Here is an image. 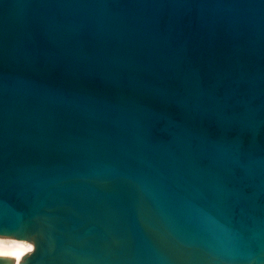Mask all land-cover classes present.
I'll return each mask as SVG.
<instances>
[{
  "label": "water",
  "instance_id": "water-1",
  "mask_svg": "<svg viewBox=\"0 0 264 264\" xmlns=\"http://www.w3.org/2000/svg\"><path fill=\"white\" fill-rule=\"evenodd\" d=\"M33 242L264 264V0H0V248Z\"/></svg>",
  "mask_w": 264,
  "mask_h": 264
},
{
  "label": "clouds",
  "instance_id": "clouds-1",
  "mask_svg": "<svg viewBox=\"0 0 264 264\" xmlns=\"http://www.w3.org/2000/svg\"><path fill=\"white\" fill-rule=\"evenodd\" d=\"M35 243L20 245L16 248L3 247L0 248V259L7 258V261H12L14 264H22L26 255L33 253Z\"/></svg>",
  "mask_w": 264,
  "mask_h": 264
}]
</instances>
